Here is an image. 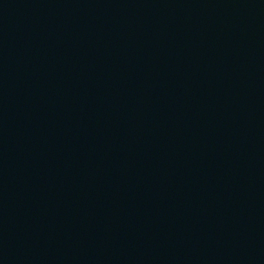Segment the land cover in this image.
Here are the masks:
<instances>
[{
  "label": "water",
  "instance_id": "water-1",
  "mask_svg": "<svg viewBox=\"0 0 264 264\" xmlns=\"http://www.w3.org/2000/svg\"><path fill=\"white\" fill-rule=\"evenodd\" d=\"M0 264H264V0H0Z\"/></svg>",
  "mask_w": 264,
  "mask_h": 264
}]
</instances>
